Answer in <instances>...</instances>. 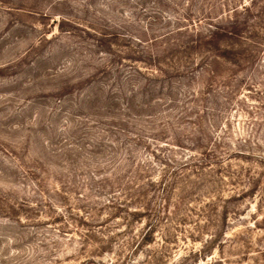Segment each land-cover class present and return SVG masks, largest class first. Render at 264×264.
<instances>
[{
  "label": "rangeland",
  "instance_id": "1",
  "mask_svg": "<svg viewBox=\"0 0 264 264\" xmlns=\"http://www.w3.org/2000/svg\"><path fill=\"white\" fill-rule=\"evenodd\" d=\"M0 264H264V0H0Z\"/></svg>",
  "mask_w": 264,
  "mask_h": 264
},
{
  "label": "trees",
  "instance_id": "2",
  "mask_svg": "<svg viewBox=\"0 0 264 264\" xmlns=\"http://www.w3.org/2000/svg\"><path fill=\"white\" fill-rule=\"evenodd\" d=\"M246 10V9H244ZM214 31H210L209 32V36L208 38L210 39V43H214L215 48L217 47V44L219 41L223 40L224 38H234V36L238 35V32L240 30V26L236 23L233 22L232 20L229 21L228 25L225 27H215ZM229 49H231V46H228ZM231 50L227 51L225 49L224 54L225 55H232V53H230ZM223 55H218L216 58H219Z\"/></svg>",
  "mask_w": 264,
  "mask_h": 264
}]
</instances>
